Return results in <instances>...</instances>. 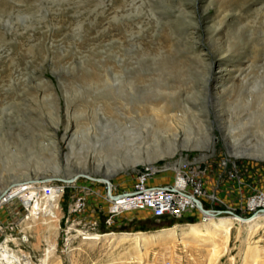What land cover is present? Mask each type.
<instances>
[{"label":"rangeland","instance_id":"rangeland-1","mask_svg":"<svg viewBox=\"0 0 264 264\" xmlns=\"http://www.w3.org/2000/svg\"><path fill=\"white\" fill-rule=\"evenodd\" d=\"M196 161L202 209L264 211L247 207L264 191V0H0V191L30 177L58 193L54 208L42 193L0 206L24 264H264V223L135 255L103 237L202 221L199 207L114 216L103 181L127 190L152 165L170 182Z\"/></svg>","mask_w":264,"mask_h":264},{"label":"bare ground","instance_id":"bare-ground-1","mask_svg":"<svg viewBox=\"0 0 264 264\" xmlns=\"http://www.w3.org/2000/svg\"><path fill=\"white\" fill-rule=\"evenodd\" d=\"M228 73L230 74V72ZM151 109L155 110L156 108L151 107ZM137 111L139 110L137 109ZM163 111H161L162 114H163ZM162 118H165V117L162 116ZM188 164L199 165V162L196 161V162H191ZM147 169H149L150 171H159V168L157 166L148 165V166H143L138 171L137 174H140L143 170H147ZM160 173H162V171ZM178 174L179 173L177 170V173L175 174V176H177ZM67 179L64 178L63 180H67ZM33 181L35 182L37 181V179L26 177V179L23 182H21V180L20 182L15 181L8 188L1 190L0 191V206L4 204L5 202L9 203L13 200L16 201L18 198L22 200L23 204L30 205L31 199L33 197L40 196L38 195L40 194V192L38 191V189L36 190V188L34 187L46 188L44 187L45 185L44 183L41 182L38 185H36L33 183ZM103 181L107 183L108 189L111 190L110 184L108 183V181L105 179H103ZM57 196H58V193L55 191L50 192L48 195H45L44 207L54 208V203H55V200L57 199ZM194 204L196 206L195 208L199 207L203 211V217H202L203 220L197 223H190L187 226L181 227V229L179 225L175 224L174 226L170 228L163 229L157 233H152L150 235H143L142 237H139V235H136V234H123V233L122 234L110 233V234L103 235V237L109 238L112 236L114 237L116 235V237L118 236V238H120L122 241L127 240V243L129 242L128 240H132V242L128 244L129 246L125 250L129 252L131 255H135L136 253L138 254L140 252L139 250H140L141 243L142 245H144L146 243L153 242V240H155L157 237H160L162 239H167V241H170L173 239L178 240V239H186L190 237L210 236L214 244H217V240H219L220 237L217 239V238H214V235L221 234L220 240H223V242L226 243L230 235V230L233 224L235 223V221L238 222L240 226L241 225L244 226L246 230H250V232L258 229L264 223V211L257 212L253 216L246 217V218L240 217L237 215L216 217L214 216L215 215L214 212H210L206 209L205 210L202 209V204L198 199L194 198ZM261 205H264V191L261 194V196H254L252 198H249L248 203H247V207L249 210H254L256 206H261ZM190 210H188V212ZM27 224H29V222ZM99 236L100 235H97L96 237H99ZM22 257L23 259H21L20 256H18L14 250L10 249L6 241H0V264H24L22 260L26 261L27 259L24 256V254H22ZM45 262H46L45 259H43L42 263L46 264Z\"/></svg>","mask_w":264,"mask_h":264},{"label":"built area","instance_id":"built-area-1","mask_svg":"<svg viewBox=\"0 0 264 264\" xmlns=\"http://www.w3.org/2000/svg\"><path fill=\"white\" fill-rule=\"evenodd\" d=\"M161 171L143 170L136 174L127 190L116 191L106 186L105 200L109 212L121 215L130 211H146L152 218H181L188 210L195 208L194 198L204 193L202 177L204 170L199 165L182 163L178 175L170 182L156 183L151 179ZM37 187L42 195L51 192L50 186Z\"/></svg>","mask_w":264,"mask_h":264},{"label":"crops","instance_id":"crops-1","mask_svg":"<svg viewBox=\"0 0 264 264\" xmlns=\"http://www.w3.org/2000/svg\"><path fill=\"white\" fill-rule=\"evenodd\" d=\"M157 180V179H156Z\"/></svg>","mask_w":264,"mask_h":264}]
</instances>
